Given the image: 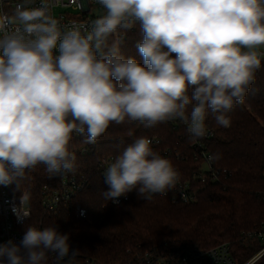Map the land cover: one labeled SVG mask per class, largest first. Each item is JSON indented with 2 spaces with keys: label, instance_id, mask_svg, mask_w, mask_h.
Wrapping results in <instances>:
<instances>
[{
  "label": "clouds",
  "instance_id": "1",
  "mask_svg": "<svg viewBox=\"0 0 264 264\" xmlns=\"http://www.w3.org/2000/svg\"><path fill=\"white\" fill-rule=\"evenodd\" d=\"M0 14V185L21 189L44 165L49 177L75 174L74 135L96 144L110 125L146 128L179 120L193 139L206 119L227 128L255 83L264 56V0H95L101 12L63 25L53 0ZM140 39L128 55V34ZM139 57V59L137 58ZM218 156L212 157L216 159ZM106 200L137 190L166 194L179 173L146 136L104 171ZM31 199L22 190L21 207ZM30 216L24 211L22 217ZM57 226H28L19 244H0V264H78L80 250ZM258 253L248 264H257Z\"/></svg>",
  "mask_w": 264,
  "mask_h": 264
},
{
  "label": "trees",
  "instance_id": "2",
  "mask_svg": "<svg viewBox=\"0 0 264 264\" xmlns=\"http://www.w3.org/2000/svg\"><path fill=\"white\" fill-rule=\"evenodd\" d=\"M138 39L139 33L133 29L124 47L126 54L137 55L134 44ZM228 115L231 125L227 128L217 125L211 113L206 119L207 130L214 131L207 144L213 157L218 156L214 164L221 173L215 184H196L195 202L174 204L170 196L160 194L144 200L135 189L119 206L104 199L102 193L109 185L100 174L101 160L120 154L136 137L161 140L153 149L172 161L178 181L192 180L202 165L195 161L194 139L179 120L150 128L139 122L113 124L96 144H85L78 135L71 142L77 155L75 175L89 182L77 196L88 209V219L77 220L65 210L57 214L46 211L43 187L58 188V175L49 177L41 164L27 173L21 189L15 184L19 194L22 190L31 194V215L18 227L20 233L24 235L30 225L57 226L69 234L71 247L80 250L77 260L99 264H133L137 254L176 243L204 250L229 244L236 263L246 264L264 249V241L256 237L264 229V63L245 101ZM166 151L168 155H164ZM257 264H264V255Z\"/></svg>",
  "mask_w": 264,
  "mask_h": 264
},
{
  "label": "built area",
  "instance_id": "3",
  "mask_svg": "<svg viewBox=\"0 0 264 264\" xmlns=\"http://www.w3.org/2000/svg\"><path fill=\"white\" fill-rule=\"evenodd\" d=\"M21 3H24V0H0V14H8L11 16L16 5ZM39 3L40 0H32V3L27 6H39ZM53 5L51 11L63 25H70L76 22H88L95 19L101 12L100 6L95 3V0H53ZM262 63H264V56H262ZM213 133V130H207L203 138L194 139L193 149L195 151V161L202 165L201 169L195 172L192 180L177 181L175 187L168 190L166 194H160L161 196H170L174 204H190L196 201L199 193L196 184L212 185L219 181L221 170L215 167L214 159H212L213 155L207 144L213 137ZM149 139L152 140V147H158L161 144L160 139ZM85 152L86 149L82 153ZM168 154L169 151L164 153V155ZM113 159L114 157L103 158L99 164L100 174L103 180H105L103 175L104 171ZM88 186L89 182L86 178L78 179L75 174L58 175V188L43 187L42 205L46 211H51L55 214L65 210L73 213L77 220L88 219V209L77 201V196ZM21 195L22 193L19 194L16 191L15 183L9 186L0 185V244L6 243L8 240L19 244L24 236L20 233L18 227L29 220L30 216L23 217L22 219L21 217L24 211L30 213V208L29 202L21 207ZM128 200L129 196L126 194L118 198V203L111 200V204L113 206H119ZM256 235V237L264 241V230L258 232ZM259 254L261 259L264 255V249ZM77 262L78 264H99L89 259L77 260ZM133 264L237 263L233 258L232 247L229 244H222L213 249L204 250L185 243H176L137 254Z\"/></svg>",
  "mask_w": 264,
  "mask_h": 264
},
{
  "label": "rangeland",
  "instance_id": "4",
  "mask_svg": "<svg viewBox=\"0 0 264 264\" xmlns=\"http://www.w3.org/2000/svg\"><path fill=\"white\" fill-rule=\"evenodd\" d=\"M264 230V229H263Z\"/></svg>",
  "mask_w": 264,
  "mask_h": 264
}]
</instances>
